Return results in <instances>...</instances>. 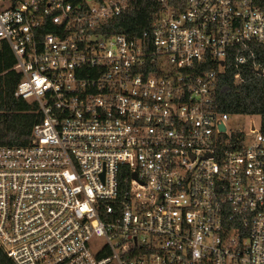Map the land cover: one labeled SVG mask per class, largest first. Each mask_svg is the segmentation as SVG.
Listing matches in <instances>:
<instances>
[{"label":"built area","instance_id":"2783aa9c","mask_svg":"<svg viewBox=\"0 0 264 264\" xmlns=\"http://www.w3.org/2000/svg\"><path fill=\"white\" fill-rule=\"evenodd\" d=\"M131 1L0 0L15 96L41 115L27 144L0 145V250L264 264V128L229 131L213 94L229 57L264 77V0H160L150 30L110 32Z\"/></svg>","mask_w":264,"mask_h":264},{"label":"trees","instance_id":"16d2710c","mask_svg":"<svg viewBox=\"0 0 264 264\" xmlns=\"http://www.w3.org/2000/svg\"><path fill=\"white\" fill-rule=\"evenodd\" d=\"M187 0H167L175 9H183ZM164 5L160 0H132L130 8L112 20L110 32L142 35L152 28L156 15ZM255 46V44H251ZM223 73L216 76L215 106L231 115L259 116L264 128V77L256 74L251 64L237 67L233 57L227 59ZM16 58L6 46L0 51V145L19 146L30 141L34 125L41 119L36 106L15 96L21 75L13 69ZM205 70L216 65L204 62ZM240 73V79L236 75ZM0 264H12L0 250Z\"/></svg>","mask_w":264,"mask_h":264},{"label":"rangeland","instance_id":"374dc122","mask_svg":"<svg viewBox=\"0 0 264 264\" xmlns=\"http://www.w3.org/2000/svg\"><path fill=\"white\" fill-rule=\"evenodd\" d=\"M259 125L260 124V117L255 116L251 117V116H247V115H234L231 116L230 120H229V124H228V129L231 132H236L239 130H248L249 125L253 122Z\"/></svg>","mask_w":264,"mask_h":264}]
</instances>
